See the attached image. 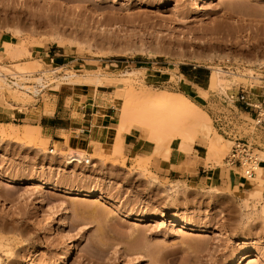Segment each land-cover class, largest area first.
Returning a JSON list of instances; mask_svg holds the SVG:
<instances>
[{"label":"rangeland","instance_id":"1","mask_svg":"<svg viewBox=\"0 0 264 264\" xmlns=\"http://www.w3.org/2000/svg\"><path fill=\"white\" fill-rule=\"evenodd\" d=\"M6 43L26 51L12 57ZM48 47L56 55L37 54ZM215 67L222 88L209 86ZM0 72L30 91L0 80V108L41 100L47 110L60 86L87 85L111 92L99 100L117 99L120 113L131 92L164 90L184 94L230 143L219 162L200 135L182 151L176 139L149 140L137 121L152 152L136 166L124 147L76 149L74 160L71 144L51 147L42 135L22 142L0 123V264H264V126H253L258 110L236 100L253 93L264 114V0H0ZM216 115L240 117L237 137L262 180L226 164L232 142ZM170 152L181 173L210 166L220 183L161 179L151 168ZM254 189L259 196L250 197ZM90 190L97 196H82Z\"/></svg>","mask_w":264,"mask_h":264},{"label":"crops","instance_id":"2","mask_svg":"<svg viewBox=\"0 0 264 264\" xmlns=\"http://www.w3.org/2000/svg\"><path fill=\"white\" fill-rule=\"evenodd\" d=\"M56 55L50 51V47L40 49L37 54L42 58ZM82 85L66 87L62 86L49 95L50 101L46 105L39 100L34 104L26 105L15 112L4 106L0 108V123H12L37 126L40 133L45 137L51 147L65 148V142L72 145L74 149H80L90 155L97 147L100 152L111 150L115 126L119 122V109L117 99L100 98L98 94H111V92L100 91L97 87ZM192 92L193 89L191 88ZM257 96V95H256ZM252 102H260L251 94ZM10 110V111H9ZM9 111V112H8ZM64 142V143H63ZM124 154L127 159L134 156L151 154L152 149L147 144L141 132L132 128L122 134ZM180 158L171 152L167 158H159L152 166V170L163 180L189 182L194 180L196 184L220 183V172H216L210 166L199 165L193 174L181 173L176 167ZM242 183L232 182V187Z\"/></svg>","mask_w":264,"mask_h":264},{"label":"bare ground","instance_id":"3","mask_svg":"<svg viewBox=\"0 0 264 264\" xmlns=\"http://www.w3.org/2000/svg\"><path fill=\"white\" fill-rule=\"evenodd\" d=\"M16 31L14 29V33H17V34L20 33V31L19 32H16ZM18 36L19 35H17V37ZM56 39L58 38L57 37L53 38V40H56ZM20 45H18L19 47H16L14 43L13 44L6 43L3 46L6 48V53L8 50V55L10 53L12 54V51L14 50L15 54L14 55L10 54V56L17 58V56H19L18 54H21L22 52L26 51V50H23L22 49L23 46L20 47ZM10 48L13 50L10 51ZM17 48H19V50L21 51L20 53H17V51H19ZM15 49L17 51H15ZM212 71L213 72H211L209 76V86L216 87L217 85H219L220 87L221 82H222V80L220 79L221 76L220 78L218 77V74H221L220 70L219 68L216 69L215 67V69ZM128 74H132V72H129ZM71 76H68L67 78H70ZM0 80L5 82V77L2 74H0ZM37 80H39V78H37ZM224 82H226V80ZM6 84L7 86L8 85L11 86L8 82ZM14 84L16 86H20L17 82H15ZM220 88H222V85ZM35 91L36 90H33L32 92H35ZM121 105L122 107L119 113L120 119H119L118 124L115 126L116 132L113 137L111 153L112 152L117 153V154L123 153L122 152V149H123L122 134L134 128L133 122H137V121H141V124H144L147 126L148 128L147 136L149 140L156 142V141H160L162 139L161 137L165 138V136L167 137L166 139L168 140L176 139L177 146L182 151H186L187 149L186 150L184 149L189 148V146L194 142V139L197 138V136L199 135L202 137V139L206 143V148H207L206 150L211 155L216 157L217 159L220 157L221 154L223 155V153H225V151L227 150L228 144H230L228 140L221 139L220 135L216 133L215 131H213L209 123L208 115L202 109H200L196 104H194L191 100H189L184 94L172 93V92H167L164 90L158 91L156 93H151L148 90L143 89L141 91L131 92L130 94H128V96H126L125 100L122 102ZM6 125L10 128L9 133H12L15 136H20L19 139L22 142H30L32 140H38V141L42 140L40 129L37 126L22 125L24 131L19 132L15 129L17 125L12 124V123H7ZM260 154H262V152ZM81 156L82 154L78 152L76 149H74L71 152L69 157L74 160H79L80 158H82ZM137 158L138 159L136 161L137 162L136 166L140 165L141 159H147L146 155H141V156H138ZM256 159H258V157ZM260 159L263 160L261 157ZM255 170L257 171V177L256 178L251 177V179L262 180V178L260 177V175L262 176V167L255 166ZM176 181L174 182L175 184H176ZM42 184L49 185V183H46V182ZM173 186L170 188V190L171 189L176 190V188H173ZM80 192H83V191H80ZM85 192L88 194H85V195L81 194V195L90 197L96 194L95 196H97V193H95L94 190L85 191ZM259 193H260L259 190L254 189L250 193V197L259 196ZM102 198H103L102 195H99V197H97V199H102ZM248 199L249 198L243 199L244 200L243 203L246 204V202H248L247 201ZM259 210L261 211L260 213L264 214V207L261 206V209ZM183 224L185 226L188 225L187 222ZM184 225H182L181 227L185 228ZM241 242L242 243L240 244L245 243L244 240ZM2 244L3 243H1L0 241V248L4 246ZM255 258L257 259L261 258L260 253H255Z\"/></svg>","mask_w":264,"mask_h":264},{"label":"built area","instance_id":"4","mask_svg":"<svg viewBox=\"0 0 264 264\" xmlns=\"http://www.w3.org/2000/svg\"><path fill=\"white\" fill-rule=\"evenodd\" d=\"M223 68V67H222ZM224 69V68H223ZM8 83L11 84V87H15L20 90H24L25 92H30L26 87L28 85H25L26 83L19 80L18 77L10 76V75H4L0 72ZM17 82L20 86H16L14 83ZM37 87L39 86L36 84ZM42 86V85H41ZM40 86V87H41ZM246 93V92H245ZM243 90L237 93L236 100L241 101V103H244L245 106L250 107L257 111V115L254 119H252V123L254 127H263L264 126V114L261 113V103H256L251 101V94H245ZM236 96V95H235ZM232 99V97L230 98ZM239 118L240 117H226L221 115H216L213 119V123L215 124L216 128L221 131V133L225 136H227L231 142V148L226 156L225 162L227 165H239V167L242 169L243 177L244 178H251L254 175L255 170V160H252L251 157L248 156V143L247 141H244L242 138L237 137L238 134V126H239ZM49 154H53V148L49 149ZM88 159L84 160V164H88Z\"/></svg>","mask_w":264,"mask_h":264}]
</instances>
